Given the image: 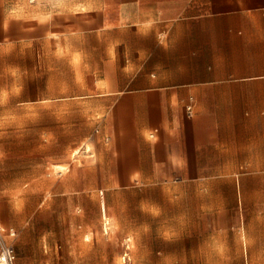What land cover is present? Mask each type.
<instances>
[{
  "label": "crops",
  "instance_id": "crops-1",
  "mask_svg": "<svg viewBox=\"0 0 264 264\" xmlns=\"http://www.w3.org/2000/svg\"><path fill=\"white\" fill-rule=\"evenodd\" d=\"M29 67L64 85L34 100L96 119L63 170L50 164L63 193L128 197L100 205L105 236H71L73 252L110 264L121 237L106 236L108 218L149 261L264 260V0H0V77L18 83ZM78 205L72 232L87 218ZM193 226L195 249L183 246Z\"/></svg>",
  "mask_w": 264,
  "mask_h": 264
},
{
  "label": "rangeland",
  "instance_id": "rangeland-1",
  "mask_svg": "<svg viewBox=\"0 0 264 264\" xmlns=\"http://www.w3.org/2000/svg\"><path fill=\"white\" fill-rule=\"evenodd\" d=\"M38 73V69L25 68L18 83H14L15 78L0 77V92L18 91L24 98V104L15 105L16 101L12 100L0 103V159L3 161L4 171L1 174L3 178H0V188L7 187L8 191L5 195L0 194V222L13 228L15 232V236H8L6 241L14 250L15 264H104L107 261L100 259V253L73 252V245L68 242L71 236L81 235L86 239L104 235L100 205L113 204L118 200L126 202L128 197H106L96 192L94 196L81 201L63 193L69 187L70 181L61 172L55 173L50 164L65 167L71 153L79 146L80 138L88 136L96 119L76 114L64 116L58 114L64 111L62 108L49 110L48 102L34 100L38 96L46 95L49 87L55 93L64 89L63 84L49 85L46 81L47 75L39 76ZM72 88L73 85H69V90ZM52 111L55 114H51ZM38 162L41 166H48L47 174H37L31 170V165ZM87 182L89 187L96 189L102 188L103 184L107 187L114 186L112 181ZM185 186L193 187L191 182ZM80 203L85 206L87 218L84 222L78 219L72 232L67 224V210L70 206L79 209ZM107 221L109 229L106 236L121 237V244L112 249V259L108 261L110 264H264V260L225 261L195 258H152L149 261L144 259L142 245L127 241L130 237L125 235L126 222L117 226L108 218ZM152 231L158 232L159 228L153 227ZM184 232L192 240L183 246L195 249V226L185 228ZM150 246L154 250H164L168 255L174 254L175 246L172 244L153 243ZM123 253L127 254L125 258Z\"/></svg>",
  "mask_w": 264,
  "mask_h": 264
},
{
  "label": "built area",
  "instance_id": "built-area-1",
  "mask_svg": "<svg viewBox=\"0 0 264 264\" xmlns=\"http://www.w3.org/2000/svg\"><path fill=\"white\" fill-rule=\"evenodd\" d=\"M6 235L14 237L15 232L12 229L4 231L3 228L0 227V264H14L15 253L12 246L7 243L5 239ZM126 255H123V257L125 258Z\"/></svg>",
  "mask_w": 264,
  "mask_h": 264
},
{
  "label": "bare ground",
  "instance_id": "bare-ground-1",
  "mask_svg": "<svg viewBox=\"0 0 264 264\" xmlns=\"http://www.w3.org/2000/svg\"><path fill=\"white\" fill-rule=\"evenodd\" d=\"M87 147V146H86ZM90 149V148H89ZM88 150V149H87ZM79 154V152H78V149H76L74 152H73V156H75V155H78ZM53 167V169L55 170V171H61V170H63L65 167L64 166H61V165H53L52 166ZM106 220H107V218H106ZM10 237V236H9Z\"/></svg>",
  "mask_w": 264,
  "mask_h": 264
},
{
  "label": "clouds",
  "instance_id": "clouds-1",
  "mask_svg": "<svg viewBox=\"0 0 264 264\" xmlns=\"http://www.w3.org/2000/svg\"><path fill=\"white\" fill-rule=\"evenodd\" d=\"M3 96H4V99L3 100H0V103H3V102L6 101L7 93H4Z\"/></svg>",
  "mask_w": 264,
  "mask_h": 264
}]
</instances>
